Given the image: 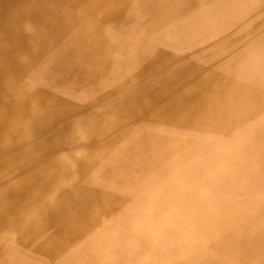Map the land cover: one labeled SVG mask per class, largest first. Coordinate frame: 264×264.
I'll list each match as a JSON object with an SVG mask.
<instances>
[{
  "label": "bare ground",
  "instance_id": "6f19581e",
  "mask_svg": "<svg viewBox=\"0 0 264 264\" xmlns=\"http://www.w3.org/2000/svg\"><path fill=\"white\" fill-rule=\"evenodd\" d=\"M0 264H264V0H0Z\"/></svg>",
  "mask_w": 264,
  "mask_h": 264
}]
</instances>
